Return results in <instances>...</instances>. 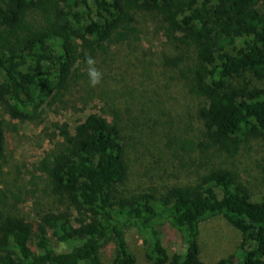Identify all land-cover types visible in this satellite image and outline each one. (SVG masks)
I'll use <instances>...</instances> for the list:
<instances>
[{
	"label": "trees",
	"instance_id": "16d2710c",
	"mask_svg": "<svg viewBox=\"0 0 264 264\" xmlns=\"http://www.w3.org/2000/svg\"><path fill=\"white\" fill-rule=\"evenodd\" d=\"M139 12L157 19L180 52L163 67L179 68L188 51L193 55L180 74L188 93L202 100L198 117L208 142L201 146L231 154L248 137L264 141V0H0V105L9 119L38 120L62 101L81 69L86 73L87 57L107 62L112 46L138 41ZM55 127L57 153L44 157L38 170L51 193L66 199V211L43 219L34 250L31 225L1 214L0 264H104L100 253L107 247L112 264H136L128 231L150 245L145 258L152 264H204L198 228L216 216L226 217L243 238L241 261L228 257L216 264H264V199L252 201L233 171L213 169L196 184L160 196L125 197L117 190L128 171L118 115L109 121L91 113L73 131L66 123ZM5 145L0 120V161ZM69 211L81 216L78 224ZM168 226L180 232L183 253L168 255ZM47 229L66 251L53 249Z\"/></svg>",
	"mask_w": 264,
	"mask_h": 264
},
{
	"label": "rangeland",
	"instance_id": "374dc122",
	"mask_svg": "<svg viewBox=\"0 0 264 264\" xmlns=\"http://www.w3.org/2000/svg\"><path fill=\"white\" fill-rule=\"evenodd\" d=\"M135 19L139 40L112 46L107 62L96 61L95 67L102 73L96 86H90L88 70L81 69L62 101L45 108L33 122L9 119L0 105L6 132L0 161V215L10 213L31 225L33 250L38 228L45 225L43 219L65 212L68 205L65 198L51 193L46 176L38 170L44 157L57 153L60 141L55 125L66 123L73 131L91 113L109 121L117 114L124 128L128 171L117 190L125 197L150 192L160 196L167 189L196 184L213 169H227L236 173L252 201L264 199V141L248 137L231 154L216 146L202 147L208 142L198 117L202 100L188 93L180 74V69L185 72L191 65V51L179 68L163 67L165 58H176L180 52L149 13L139 12ZM249 78L246 75L238 81ZM69 213L78 224L81 216L76 211ZM46 236L56 252L67 250L51 230L47 229ZM127 239L135 263L152 264L145 258L150 245L144 244L142 236L128 231ZM242 242L240 231L224 216L209 217L199 225L197 244L204 264L228 257L234 263L241 261ZM163 244L169 256L185 251L180 232L169 226L163 230ZM113 257L112 247L100 253L104 264H112Z\"/></svg>",
	"mask_w": 264,
	"mask_h": 264
},
{
	"label": "clouds",
	"instance_id": "9594fccd",
	"mask_svg": "<svg viewBox=\"0 0 264 264\" xmlns=\"http://www.w3.org/2000/svg\"><path fill=\"white\" fill-rule=\"evenodd\" d=\"M86 63L89 65V68H88L89 83H90V86L94 87L100 83L101 78H102V73H100L96 69L95 67L96 61L90 56L86 58Z\"/></svg>",
	"mask_w": 264,
	"mask_h": 264
}]
</instances>
